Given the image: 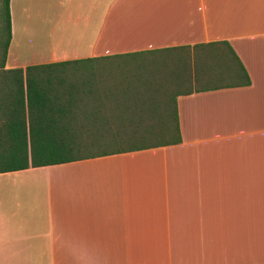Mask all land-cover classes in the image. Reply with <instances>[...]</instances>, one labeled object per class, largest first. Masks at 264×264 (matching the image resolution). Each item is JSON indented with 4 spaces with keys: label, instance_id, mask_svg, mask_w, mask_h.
Segmentation results:
<instances>
[{
    "label": "crops",
    "instance_id": "crops-1",
    "mask_svg": "<svg viewBox=\"0 0 264 264\" xmlns=\"http://www.w3.org/2000/svg\"><path fill=\"white\" fill-rule=\"evenodd\" d=\"M9 12L3 70H97L87 136L180 141L0 173V264H264V0Z\"/></svg>",
    "mask_w": 264,
    "mask_h": 264
},
{
    "label": "trees",
    "instance_id": "trees-1",
    "mask_svg": "<svg viewBox=\"0 0 264 264\" xmlns=\"http://www.w3.org/2000/svg\"><path fill=\"white\" fill-rule=\"evenodd\" d=\"M9 3L10 0H0V115L4 117L0 121V161L4 162L0 173L134 152L180 141L176 138L136 144L131 142L146 139L101 137L96 135L98 133H90L95 136L89 137V133L81 131L82 118L88 119L92 110L101 111L95 103L98 96L105 94L92 87L98 81L97 70L93 68L76 65L78 62H61L28 66L25 71L3 70L11 40ZM169 77L175 85L186 80V75H178L176 70L170 72ZM100 139L127 141L129 145L108 150L100 147L99 152L83 153L88 149L87 141L98 143Z\"/></svg>",
    "mask_w": 264,
    "mask_h": 264
},
{
    "label": "rangeland",
    "instance_id": "rangeland-1",
    "mask_svg": "<svg viewBox=\"0 0 264 264\" xmlns=\"http://www.w3.org/2000/svg\"><path fill=\"white\" fill-rule=\"evenodd\" d=\"M87 66H84V68H86ZM113 78H117V79H131L132 77H135L134 75H125V74H122V75H116V76H112ZM84 119V118H82ZM114 141V143L112 142ZM163 141H166V140H150V139H146V140H134L133 142L131 143H136V144H145V143H156V142H163ZM93 144V145H91ZM87 145H88V149H85L83 150V153L84 154H93V153H96V152H99L101 149H98V148H104L105 150H108L110 148H124L125 146H128L129 143L127 144V141H120V140H115V139H105V140H99V142H94V140H89L87 141ZM97 145H99L98 147H96ZM103 149V150H104ZM4 162L3 161H0V166L3 164Z\"/></svg>",
    "mask_w": 264,
    "mask_h": 264
}]
</instances>
